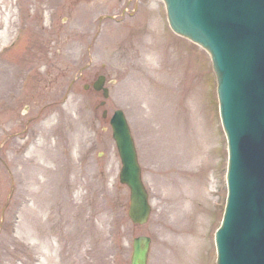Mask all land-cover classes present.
Here are the masks:
<instances>
[{"label": "rangeland", "instance_id": "374dc122", "mask_svg": "<svg viewBox=\"0 0 264 264\" xmlns=\"http://www.w3.org/2000/svg\"><path fill=\"white\" fill-rule=\"evenodd\" d=\"M135 1L146 14L133 18ZM82 61L92 75H108L100 109L78 78ZM210 68L205 50L171 31L161 0H0V264H130L139 235L152 238L148 264H213L227 190ZM133 82L146 94L136 97ZM116 109L126 113L150 193L143 225L130 219L129 189L118 178L109 127ZM147 111H160L152 131ZM156 138L186 160L161 167ZM172 173L179 199L190 198L181 245L163 233L178 229L161 186Z\"/></svg>", "mask_w": 264, "mask_h": 264}, {"label": "water", "instance_id": "95a60500", "mask_svg": "<svg viewBox=\"0 0 264 264\" xmlns=\"http://www.w3.org/2000/svg\"><path fill=\"white\" fill-rule=\"evenodd\" d=\"M163 1L174 31L207 48L218 74L232 153L218 264H264V0ZM123 115L116 111L111 120L123 161L120 178L131 189L129 215L143 224L151 207ZM150 244L148 236L134 238L131 264H147Z\"/></svg>", "mask_w": 264, "mask_h": 264}, {"label": "bare ground", "instance_id": "6f19581e", "mask_svg": "<svg viewBox=\"0 0 264 264\" xmlns=\"http://www.w3.org/2000/svg\"><path fill=\"white\" fill-rule=\"evenodd\" d=\"M142 83V82H141ZM141 83L136 84V83H132L133 84V88H131V91L136 92L137 94L136 97L140 98L143 96V94H146L145 86L142 85ZM141 88H144L141 90ZM162 97L159 96L156 98L159 99ZM155 100V101H156ZM159 112L160 111H155L153 113V111L148 112L147 111V115L146 119H147V124L149 127V130L152 131L154 129V125H157L160 122V118H159ZM110 120V117H109ZM150 134V133H149ZM153 134V133H152ZM156 134L154 133V136ZM162 136V135H161ZM164 138V137H163ZM158 145L154 148L156 154H154V160L156 163H158L159 165L162 164H170L172 166H175L174 164H182L183 161H185L186 159L182 156H175V155H171L170 152L168 151L169 146L168 145H163L161 143V141L159 140V138H156ZM166 144V143H165ZM49 158H53L52 156ZM182 162V163H180ZM170 165L168 166L170 168ZM171 169V168H170ZM178 181L176 182V179H174V173L170 174V176H164V178L161 181V186H164L166 191H167V198L173 203L172 207H171V219L170 222L175 225L178 229L176 230H170V229H163V233H165L167 231V233L169 235V240H170V244L171 245H181L182 241L184 242V244H186V236L183 234L185 227L182 226L183 222L185 220V218L187 217L186 215H188V211H187V203H190V198L188 199H179V195H178V190H179V185H178ZM177 191V194L174 195V191ZM200 192V191H198ZM183 232V233H182ZM168 240V241H169ZM164 241V240H163ZM160 248V260L163 261V263H166V261H170L169 258L170 257V253L167 251V245H164V243L161 242V244L159 245Z\"/></svg>", "mask_w": 264, "mask_h": 264}, {"label": "flooded vegetation", "instance_id": "af4514ba", "mask_svg": "<svg viewBox=\"0 0 264 264\" xmlns=\"http://www.w3.org/2000/svg\"><path fill=\"white\" fill-rule=\"evenodd\" d=\"M130 14H132L133 18L134 17H138L142 14H146L144 9H142V6L140 4V2L135 1L133 3V8L132 10L129 12ZM91 62H81L79 67H77V72H78V78L83 80L84 82V86L86 88L87 91H90L91 89H93V83L95 82V80L99 77V76H104L105 77V81L107 80V75L105 73H101L100 71L96 72L95 75H92L90 72L91 70ZM103 70H105V65H103ZM89 73V75H88ZM97 96L95 97H99L98 95L101 96V92H96ZM101 102V101H98Z\"/></svg>", "mask_w": 264, "mask_h": 264}]
</instances>
